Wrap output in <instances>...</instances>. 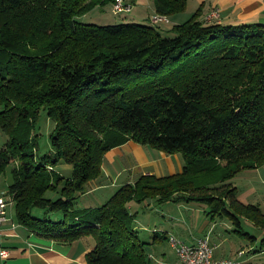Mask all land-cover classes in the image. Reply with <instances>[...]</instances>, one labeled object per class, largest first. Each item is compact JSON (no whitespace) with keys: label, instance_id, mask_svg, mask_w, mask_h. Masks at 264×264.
Returning <instances> with one entry per match:
<instances>
[{"label":"trees","instance_id":"trees-1","mask_svg":"<svg viewBox=\"0 0 264 264\" xmlns=\"http://www.w3.org/2000/svg\"><path fill=\"white\" fill-rule=\"evenodd\" d=\"M113 1L0 0V175L17 160L6 191L16 220L61 241L92 236L88 264H151L130 202L200 201L263 252L264 211L239 199L231 179L264 163V22L205 21L198 8L165 35L151 20H80ZM187 3L154 0L155 14ZM42 111L55 123L46 152ZM130 139L180 152L182 171L142 174L105 203L77 208L106 152ZM244 220L261 238L243 231Z\"/></svg>","mask_w":264,"mask_h":264},{"label":"crops","instance_id":"crops-1","mask_svg":"<svg viewBox=\"0 0 264 264\" xmlns=\"http://www.w3.org/2000/svg\"><path fill=\"white\" fill-rule=\"evenodd\" d=\"M129 1L133 3V6L128 11L127 21L144 23L146 20L145 22L150 23L151 16L157 13L154 0ZM198 8H201L200 19L205 21H207V16L217 9L219 16L215 18V21L223 23L264 22V0H188L186 9L181 13L169 16L168 23L172 22L173 25L180 23L190 17ZM172 26L166 28L170 29ZM183 166L184 157L180 152L167 153L130 139L106 152L102 174L91 181L89 189L81 195L78 201H84L83 207L99 206L105 203L118 187L126 183H133L142 174L153 173L162 176L180 172ZM60 169L62 172L71 171L69 165L62 164ZM12 207L14 211L8 210L10 219L3 224L0 235L1 247L7 249L8 252L7 256H3L0 252V264H88L87 253L95 243L92 236L66 242L31 232L18 223L15 218L14 205ZM130 207L132 211H137V220L139 205L136 201H131ZM230 228H232L231 224ZM215 229L216 226L212 224L206 235L210 234L209 236H211ZM155 230L159 232V230ZM198 237H192V243ZM157 240L161 239L155 238L154 241ZM212 242L214 243V241ZM217 248L214 252L215 258L224 257L218 255ZM239 248L236 247L234 252L238 253L239 250H244V248ZM151 257L156 264L166 262L163 256L156 259L153 258V255Z\"/></svg>","mask_w":264,"mask_h":264},{"label":"rangeland","instance_id":"rangeland-1","mask_svg":"<svg viewBox=\"0 0 264 264\" xmlns=\"http://www.w3.org/2000/svg\"><path fill=\"white\" fill-rule=\"evenodd\" d=\"M113 2H108L102 7H94L81 16L80 20L98 24L127 22L129 12H115L112 7ZM159 25L162 26V29L163 27L172 26L173 23H159ZM166 29L163 31L165 35L173 34V32ZM38 119V131L40 134L38 144L40 151L46 152L52 149L49 134L54 129L55 123L48 117L46 111H42ZM7 139V133L0 129V148L5 145ZM16 162L17 160H13L0 175V194L6 193V189L12 181V169L15 167ZM63 173L70 175L71 171L65 170ZM231 182L233 186L237 187L239 199L247 203L259 204L264 211V163L258 167H247L240 170L231 179ZM83 204L84 201H78L76 206L77 208H82ZM137 204L139 205L137 207L139 214L138 219L135 221L136 228L139 230L141 238L149 241L146 246L149 255H153L155 259L163 256L166 260L164 264H179L177 254L169 241L170 233H176L188 244H193L196 242L192 243V237L205 236L212 224L216 226V229L211 236H209L210 234L208 236L211 241L218 245V255L235 257L240 251L238 253L237 251L234 252L235 248L240 247L244 248L246 252L242 256L245 264H264V251H251L256 245L260 246V240L253 243L246 234L243 235L236 232L227 217L212 219L207 212L209 207L204 202L191 201L190 203H185L170 200L160 203L156 199H150L142 203L137 202ZM9 210L11 212L14 211L12 206H10ZM230 224L232 228H230ZM155 229L159 230L161 234L165 232L167 237L164 236L163 239L154 241ZM242 229L250 234L258 235L260 238L262 236V232L251 221L244 220ZM151 264H156L155 260H152Z\"/></svg>","mask_w":264,"mask_h":264},{"label":"built area","instance_id":"built-area-1","mask_svg":"<svg viewBox=\"0 0 264 264\" xmlns=\"http://www.w3.org/2000/svg\"><path fill=\"white\" fill-rule=\"evenodd\" d=\"M133 3L126 0H114L113 10L115 12L130 11ZM219 16L217 9H214L210 16H207V21H214ZM151 19H154L157 24L168 23L169 17H160V15L153 14ZM14 202L10 194H0V235L3 224L10 219L8 210L13 206ZM173 239V249L175 250L180 264H245L242 256L245 251L242 250L235 257H221L215 258L214 252L217 244L213 243L208 235L199 236L195 242L202 243V255H195L193 251L188 250V243L181 239L175 233H170ZM0 252L3 256H7V249L2 248L0 244Z\"/></svg>","mask_w":264,"mask_h":264},{"label":"bare ground","instance_id":"bare-ground-1","mask_svg":"<svg viewBox=\"0 0 264 264\" xmlns=\"http://www.w3.org/2000/svg\"><path fill=\"white\" fill-rule=\"evenodd\" d=\"M211 13H210V15H211ZM155 15H157V14H155ZM160 17H168V16L160 15ZM152 21L156 22L154 19H152ZM169 241H170L171 245L173 246L172 235H169ZM188 250L189 251H193L195 255H202V243L196 242V243H193V244H188ZM241 252L242 251L240 250L239 253H241Z\"/></svg>","mask_w":264,"mask_h":264}]
</instances>
